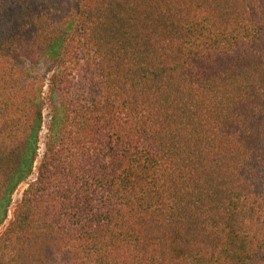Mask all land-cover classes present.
Masks as SVG:
<instances>
[{"label": "trees", "instance_id": "1", "mask_svg": "<svg viewBox=\"0 0 264 264\" xmlns=\"http://www.w3.org/2000/svg\"><path fill=\"white\" fill-rule=\"evenodd\" d=\"M35 172L0 264H264V0H0V226Z\"/></svg>", "mask_w": 264, "mask_h": 264}, {"label": "rangeland", "instance_id": "2", "mask_svg": "<svg viewBox=\"0 0 264 264\" xmlns=\"http://www.w3.org/2000/svg\"><path fill=\"white\" fill-rule=\"evenodd\" d=\"M44 91H45V96H46L48 94V87L47 86L45 87ZM49 112H50L49 109H45V120H46V122L48 121ZM44 134L45 133H43V135ZM42 141L43 140H41V142ZM43 151H44V145L41 144V154L43 153ZM35 177H36V172H35V174L29 180H27L26 182H24L23 184H21L19 186V188L17 189V191H16V193H15V195L13 197V203H12V206L10 207L7 220H6V222L2 226H0V235L5 230V228L8 225V223L12 220L13 215H14L15 206H16L17 202L22 198V195H23L25 189L28 187L29 182L32 181Z\"/></svg>", "mask_w": 264, "mask_h": 264}]
</instances>
